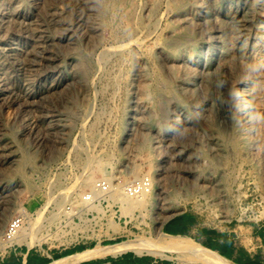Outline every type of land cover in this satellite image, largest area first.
I'll use <instances>...</instances> for the list:
<instances>
[{"label":"rangeland","instance_id":"374dc122","mask_svg":"<svg viewBox=\"0 0 264 264\" xmlns=\"http://www.w3.org/2000/svg\"><path fill=\"white\" fill-rule=\"evenodd\" d=\"M103 1L0 0V264H177L75 259L176 217L216 239L171 233L263 260L264 0H106L100 16ZM142 192L146 208L124 213ZM23 203L41 246L11 241Z\"/></svg>","mask_w":264,"mask_h":264},{"label":"bare ground","instance_id":"6f19581e","mask_svg":"<svg viewBox=\"0 0 264 264\" xmlns=\"http://www.w3.org/2000/svg\"><path fill=\"white\" fill-rule=\"evenodd\" d=\"M105 1L106 0H104L101 3V6H99V8H98V12H99L100 16H103L106 13L110 12ZM257 8L259 9V10L257 9L258 11H260L262 9L261 3L257 4ZM263 11H262V13H263ZM73 27L75 28V26H73ZM75 30H77V29H75ZM233 39H234V36H233ZM253 52H255V51H253ZM252 57H253V55H252ZM256 57H257V55H256ZM229 59H230L229 56L225 57L226 61ZM259 59L262 60V55H261V58H259ZM253 61H255V59H253ZM85 62H86V58L83 57L82 63H85ZM82 73L85 74V71L82 70ZM248 82H249V80H248ZM246 85H247V82L245 83V86ZM0 92H1V89H0ZM245 97H247V95H245ZM237 99H239V97H237ZM234 102H236V100H234ZM248 103H250V102H248ZM241 105H242V103H241ZM241 120H243V119H241ZM253 149H254V147H253ZM253 149H251V150H253ZM143 194H145V193L144 192L137 193V194H135V196H131V197H127V198L125 197L124 199H122V201H123L122 202L123 203L122 204V206H123L122 211L124 213H127V212L131 213V211L135 207L146 208V203L142 202L141 201L142 199H140V197ZM123 195L128 196L127 193H125ZM36 197H38V195ZM28 203H29L28 204L29 206L32 205V202H28ZM26 210H27L26 203L25 204L23 203L20 206V211H19V215L21 217H23L22 218L23 222H22V225L20 226V228L12 236L11 241H14L20 245H26L28 248H32L36 245L41 246V244L44 241L48 240L50 233H43V231L41 230V221L36 219V218H32V216L28 217V212ZM40 211H43V210H40ZM41 213H43V212H41ZM41 215L42 214H40V217H41ZM26 217H27V221H25ZM111 226L113 227L114 232L120 231V228L118 227L117 224L111 223ZM239 238H240L241 244L244 247H246L249 250H252L254 248L255 242H254L253 238H251V236L248 234V232L241 229ZM3 247H5V246H3ZM128 251H133L134 253H136L138 255L149 254V255H153V256H165L166 251L173 252L177 258V264H190V263H194V264H236L231 259H229L227 256L220 254L215 249L204 246L202 243L195 240L191 236L183 235V234H175V233L159 230L157 227H154L153 235L150 237H140L139 240L136 242L118 243L112 247L106 248V249L101 250V251H95V252L84 251V252H81V253L75 255V259L76 260H83V259H88V258L103 257V256H107V255L117 257L119 255H122V254L128 252ZM70 257H72V256L57 259V260H54L48 264H65L66 260Z\"/></svg>","mask_w":264,"mask_h":264},{"label":"crops","instance_id":"0c3cea01","mask_svg":"<svg viewBox=\"0 0 264 264\" xmlns=\"http://www.w3.org/2000/svg\"><path fill=\"white\" fill-rule=\"evenodd\" d=\"M184 220L180 217H176L172 219L170 222L164 225V230L167 232L169 231H186L188 233L195 234L196 238L200 239L202 242L211 244V241L215 240V237L210 238V236L206 235L205 233H202L199 226L197 224L192 225H185ZM212 239V240H210ZM221 243V240H218ZM212 245V244H211ZM215 245V244H213ZM216 248H219L221 245H215ZM249 250V249H248ZM242 252L239 249H234L232 253L233 260L236 259L237 255H240ZM245 256H247L248 264H264V257L263 260H257L252 255L245 253ZM47 261L46 258L38 256L36 254H28L25 258L22 259L20 264H45Z\"/></svg>","mask_w":264,"mask_h":264},{"label":"built area","instance_id":"2783aa9c","mask_svg":"<svg viewBox=\"0 0 264 264\" xmlns=\"http://www.w3.org/2000/svg\"><path fill=\"white\" fill-rule=\"evenodd\" d=\"M11 226H13V224H11ZM16 231H17V229L12 228V230H11V236H13Z\"/></svg>","mask_w":264,"mask_h":264},{"label":"water","instance_id":"95a60500","mask_svg":"<svg viewBox=\"0 0 264 264\" xmlns=\"http://www.w3.org/2000/svg\"><path fill=\"white\" fill-rule=\"evenodd\" d=\"M210 248V247H209ZM219 252V251H218ZM220 253V252H219ZM220 254H222V253H220ZM229 258V257H228Z\"/></svg>","mask_w":264,"mask_h":264},{"label":"trees","instance_id":"16d2710c","mask_svg":"<svg viewBox=\"0 0 264 264\" xmlns=\"http://www.w3.org/2000/svg\"><path fill=\"white\" fill-rule=\"evenodd\" d=\"M228 257H229V255H228ZM237 261V260H236Z\"/></svg>","mask_w":264,"mask_h":264}]
</instances>
